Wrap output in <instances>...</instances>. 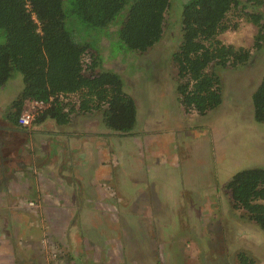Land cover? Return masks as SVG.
Listing matches in <instances>:
<instances>
[{
    "label": "rangeland",
    "instance_id": "1",
    "mask_svg": "<svg viewBox=\"0 0 264 264\" xmlns=\"http://www.w3.org/2000/svg\"><path fill=\"white\" fill-rule=\"evenodd\" d=\"M185 1L170 0L162 38L145 53H123L104 36L98 41L96 35L90 37L97 44V51H90L100 58V70L121 76L124 90L135 97L142 119L150 106L149 118L160 123L148 129H153L160 139L170 141L163 147L156 143L149 148L143 143L141 148L133 145L125 157L130 163L127 171L135 178L127 185L137 186L140 171L150 178L148 182L166 180V185L157 184L161 206L138 207L144 199H135L134 207L118 208V222L108 207H78L75 214L68 215L66 233L62 234V223L54 229L58 237L49 236L46 228L33 234V238L30 232L18 239L11 233L6 237L0 233L4 236H0V264H237L239 252L256 264H264V233L242 211L232 208L225 190L236 172L264 168V124L254 122L251 104V95L264 75V38L256 49L257 30L238 11L244 4L241 0L229 18L237 29L221 34L219 39L249 49L250 59L236 69L218 71L222 104L217 109L205 116L186 114L177 100L172 63V54L181 43V11ZM244 10L261 13L264 26V5ZM117 29V25L110 28ZM80 31L87 35L91 30L80 27ZM3 41L0 32V43ZM21 89L22 77L15 73L0 89V118ZM30 129L22 132L27 134ZM154 153L161 155L160 161L166 160L162 166ZM137 188L140 192L145 185ZM115 189L128 200L118 181ZM22 208L24 218L43 219L34 202ZM63 209L71 211L69 207ZM96 211L100 213L90 221L83 216ZM113 212L117 213L115 208ZM101 214L107 216L102 218ZM0 217L10 220L8 213ZM14 225L9 223L10 232ZM113 225H118V238L111 241L106 234ZM85 246L90 247L89 252L84 250Z\"/></svg>",
    "mask_w": 264,
    "mask_h": 264
},
{
    "label": "trees",
    "instance_id": "2",
    "mask_svg": "<svg viewBox=\"0 0 264 264\" xmlns=\"http://www.w3.org/2000/svg\"><path fill=\"white\" fill-rule=\"evenodd\" d=\"M241 0H186L181 11V43L172 54L176 94L184 113L205 116L222 104L220 69L246 64L249 49L223 43L219 36L236 30L230 14ZM264 0H244L238 10L256 27L254 47L264 38L260 9ZM170 0H0V88L15 73L22 89L3 118L20 129L18 119L28 101L44 104L32 125L46 120L66 126L78 114L101 112L104 128L131 135L137 119L133 98L121 76L100 70L97 41L104 36L121 52L145 53L162 38ZM122 11L124 14L122 15ZM118 26L116 31L110 28ZM69 27V28H68ZM80 27L91 31L86 35ZM82 30V29H81ZM93 30V31H92ZM99 30V31H96ZM81 32V33H80ZM85 35V36H84ZM253 120L264 124V75L251 95ZM232 208L264 233V168L236 172L225 185ZM237 264H256L244 252Z\"/></svg>",
    "mask_w": 264,
    "mask_h": 264
},
{
    "label": "crops",
    "instance_id": "3",
    "mask_svg": "<svg viewBox=\"0 0 264 264\" xmlns=\"http://www.w3.org/2000/svg\"><path fill=\"white\" fill-rule=\"evenodd\" d=\"M125 92L133 98L137 110L136 125L131 135H120L104 128L101 112L78 114L66 126L46 120L32 125L27 134L22 132L25 129L11 125L3 116L0 118V213L10 215V220L0 217V233H5V237L12 234L18 239L30 232V238H33V234L44 232L46 228L49 236L58 237L54 229L62 223V234L66 233L68 218L75 214L78 207H108L115 222H118V208L123 205L134 207L135 199H144L138 207L161 206L157 194L160 185L158 187L157 184L162 180L148 182L150 178L140 171L136 184H144L145 188L139 192L136 185H127L128 181L135 182V178L127 171L129 160L125 157L128 156L127 149L133 145L141 148L143 143L149 148L156 143L160 147L170 141L160 139L152 132L153 129H148L160 124L149 118V111L150 115L152 111L148 102L149 107L142 119L135 97ZM158 153L152 155L160 161ZM142 156L141 152L140 158ZM163 161L159 166L163 165ZM117 181L128 200L116 191ZM162 183L166 185V180ZM32 202L40 207L39 214L43 219L33 221L22 216V212L25 213L22 207ZM64 207L71 208V211H65ZM113 208L117 213L113 212ZM99 213L85 212L83 216L89 220ZM99 216L103 218L107 215ZM98 221L101 222V219ZM10 222L15 224L12 232L9 230ZM113 227L115 229L111 228L106 234L111 241L118 238V225ZM89 248L85 246L84 250L89 252Z\"/></svg>",
    "mask_w": 264,
    "mask_h": 264
},
{
    "label": "built area",
    "instance_id": "4",
    "mask_svg": "<svg viewBox=\"0 0 264 264\" xmlns=\"http://www.w3.org/2000/svg\"><path fill=\"white\" fill-rule=\"evenodd\" d=\"M44 107L45 106L42 102H37V101L26 102L23 106V109L18 119L19 126L24 128L31 127L35 115L37 114L38 111H40Z\"/></svg>",
    "mask_w": 264,
    "mask_h": 264
}]
</instances>
